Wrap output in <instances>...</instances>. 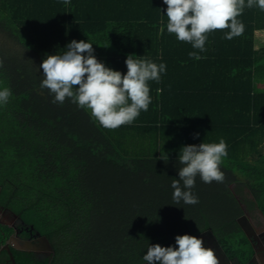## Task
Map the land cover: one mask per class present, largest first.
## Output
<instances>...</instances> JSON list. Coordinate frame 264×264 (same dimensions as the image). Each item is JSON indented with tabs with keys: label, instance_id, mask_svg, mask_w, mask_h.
I'll return each mask as SVG.
<instances>
[{
	"label": "trees",
	"instance_id": "obj_1",
	"mask_svg": "<svg viewBox=\"0 0 264 264\" xmlns=\"http://www.w3.org/2000/svg\"><path fill=\"white\" fill-rule=\"evenodd\" d=\"M166 8L163 0H0V88L12 92L0 107V206L53 249L45 262L29 255L22 264H145L148 246L206 231L249 264L253 248L237 220L243 206L264 217V11L245 6L243 34L228 40L229 29L214 30L200 52L167 31ZM72 40H89L122 74L129 54L165 63L160 81L148 82V111L107 129L68 98L54 103L40 65ZM221 138L224 181L197 177L199 203H175L182 147Z\"/></svg>",
	"mask_w": 264,
	"mask_h": 264
},
{
	"label": "clouds",
	"instance_id": "obj_2",
	"mask_svg": "<svg viewBox=\"0 0 264 264\" xmlns=\"http://www.w3.org/2000/svg\"><path fill=\"white\" fill-rule=\"evenodd\" d=\"M163 3L167 6V31L200 52L206 51L207 34L214 30L229 29L224 33L228 40L243 34L245 26L237 17L242 15L245 6L255 5L264 11V0H247V4L245 0H163ZM93 45L89 40H72L62 54L48 55L40 65L44 74L40 87L49 90L54 103L62 104L68 98L79 108L90 111L104 128L131 124L152 103L148 82L158 83L167 66L129 54L125 59L127 72L122 74L98 60ZM189 56L201 59L196 52H190ZM11 95L9 88H0V107L8 103ZM197 137L198 134L194 139ZM227 148L223 138L219 143L182 147L179 179H172L171 184L175 203H199L192 191L197 177L208 184L224 181L220 165L228 155ZM142 260L145 264H216L213 252L204 247L203 239L187 234L176 236L175 246H148Z\"/></svg>",
	"mask_w": 264,
	"mask_h": 264
},
{
	"label": "flooded vegetation",
	"instance_id": "obj_3",
	"mask_svg": "<svg viewBox=\"0 0 264 264\" xmlns=\"http://www.w3.org/2000/svg\"><path fill=\"white\" fill-rule=\"evenodd\" d=\"M0 210L9 212V214L0 212V264H22L23 259H28L29 255L39 262L47 261L53 254V249L46 238L25 227L19 217L6 208L0 206ZM256 212H258L260 217ZM243 215L246 216L247 222H242L248 228L250 236L248 239L254 252V259L249 264H255L257 256L264 255V217L257 209L248 210L245 206H243V214L241 216ZM2 227L11 228L13 231L6 236V232L3 231ZM202 239L204 247L213 252L216 264H239L238 260L230 258L221 246L222 253L213 247L208 238ZM15 253H22L26 256L21 258V256H15ZM222 254H225L226 258Z\"/></svg>",
	"mask_w": 264,
	"mask_h": 264
},
{
	"label": "water",
	"instance_id": "obj_4",
	"mask_svg": "<svg viewBox=\"0 0 264 264\" xmlns=\"http://www.w3.org/2000/svg\"><path fill=\"white\" fill-rule=\"evenodd\" d=\"M242 221L247 222L245 215L241 216L237 220V222H238L241 230L243 231V233L246 235L247 238H249L250 236L248 234V228L246 227V225H244V223ZM196 237H198V238H208V240L211 242V244L213 245V247L217 248L219 250V252L222 253V249L220 248L219 243L217 242V240L215 239V237H214V235L212 234L211 231H206V232L201 233L200 235H198ZM222 255H224V257L226 258L225 254H222ZM253 259H254V255L252 256L250 262L253 261Z\"/></svg>",
	"mask_w": 264,
	"mask_h": 264
},
{
	"label": "rangeland",
	"instance_id": "obj_5",
	"mask_svg": "<svg viewBox=\"0 0 264 264\" xmlns=\"http://www.w3.org/2000/svg\"><path fill=\"white\" fill-rule=\"evenodd\" d=\"M2 38L0 37V43H2ZM19 52H21V51H19ZM262 91H264V82L262 83ZM258 91H259V86H257V88H256ZM262 153L264 154V145L262 146ZM0 212H5L6 214H9V212L8 211H2V210H0ZM257 214H258V212H256ZM258 216H259V214H258ZM260 217V216H259ZM0 218H1V213H0Z\"/></svg>",
	"mask_w": 264,
	"mask_h": 264
},
{
	"label": "crops",
	"instance_id": "obj_6",
	"mask_svg": "<svg viewBox=\"0 0 264 264\" xmlns=\"http://www.w3.org/2000/svg\"><path fill=\"white\" fill-rule=\"evenodd\" d=\"M255 264H264V255L263 254L257 256Z\"/></svg>",
	"mask_w": 264,
	"mask_h": 264
}]
</instances>
